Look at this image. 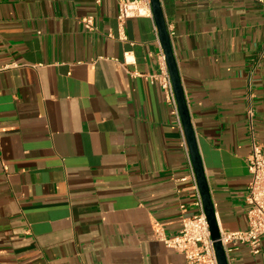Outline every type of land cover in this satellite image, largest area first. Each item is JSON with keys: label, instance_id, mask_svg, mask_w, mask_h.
I'll return each instance as SVG.
<instances>
[{"label": "crops", "instance_id": "crops-1", "mask_svg": "<svg viewBox=\"0 0 264 264\" xmlns=\"http://www.w3.org/2000/svg\"><path fill=\"white\" fill-rule=\"evenodd\" d=\"M161 1L219 227L246 229L252 134L264 143V0ZM117 15V0H0V264H187L152 229L176 234L192 200L180 129L147 78L158 29L128 19L130 45ZM229 263L264 264V241Z\"/></svg>", "mask_w": 264, "mask_h": 264}, {"label": "built area", "instance_id": "built-area-1", "mask_svg": "<svg viewBox=\"0 0 264 264\" xmlns=\"http://www.w3.org/2000/svg\"><path fill=\"white\" fill-rule=\"evenodd\" d=\"M118 2V39L134 45L125 32L126 21L135 17L154 18L151 0H117ZM82 23L88 31L95 30L93 16L82 18ZM170 36L174 35L173 29L169 30ZM113 37L112 32L108 34ZM157 71L147 75V78L158 84L163 92L165 101L170 107L171 114L175 117L182 135V143L187 161L188 172L180 180H188L190 184L187 189L191 192L192 200L189 203L180 204V229L168 236L164 226L155 222L152 226L153 235L156 239L163 241L168 247L182 253L187 264H219L208 219L205 213L202 195L198 186L197 176L192 164L191 154L187 144L178 101L173 81L168 69L166 55L160 46L157 53ZM136 58L132 50L124 51L122 65L135 64ZM8 66L0 68V71ZM133 74H138L136 71ZM250 128L253 132L254 109L247 110ZM248 170L250 183L246 195L247 228L243 230L224 231L220 228V240L228 259L238 245L246 244L252 254L262 251L264 241V143L257 140L252 134L251 152L248 156Z\"/></svg>", "mask_w": 264, "mask_h": 264}, {"label": "water", "instance_id": "water-1", "mask_svg": "<svg viewBox=\"0 0 264 264\" xmlns=\"http://www.w3.org/2000/svg\"><path fill=\"white\" fill-rule=\"evenodd\" d=\"M153 16L158 29L161 47L166 55L168 69L173 81L179 112L191 154L192 164L197 176L198 186L202 195L205 213L208 219L211 237L215 241L214 246L219 264H230L229 259L220 240V227L218 224L215 204L212 198L211 189L208 183L206 170L200 152L196 131L192 122L188 101L186 98L182 77L179 71L175 56L172 39L169 33L166 17L164 14L162 1L151 0Z\"/></svg>", "mask_w": 264, "mask_h": 264}]
</instances>
